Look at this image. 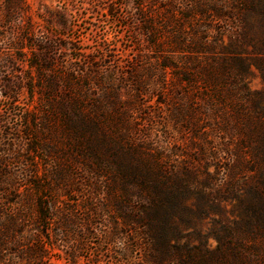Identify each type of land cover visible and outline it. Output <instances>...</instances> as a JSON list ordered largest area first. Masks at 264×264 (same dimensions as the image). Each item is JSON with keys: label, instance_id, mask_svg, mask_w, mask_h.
Segmentation results:
<instances>
[{"label": "trees", "instance_id": "1", "mask_svg": "<svg viewBox=\"0 0 264 264\" xmlns=\"http://www.w3.org/2000/svg\"><path fill=\"white\" fill-rule=\"evenodd\" d=\"M160 1L166 5L156 12L151 7L160 2L138 5V15L149 50L158 54L156 60L161 64L155 75L162 97L158 104L164 109L162 120L186 135L189 154L169 164L172 160L154 152L145 138L131 144L122 134L128 130L125 117L108 125L105 108L83 97V86L89 80L85 72L77 74L74 84L52 64L43 65L44 58L30 64L28 76L40 83L44 108L40 112L53 117L57 133L68 141L81 139L89 153L99 155L95 159H102L85 167L92 173L104 169L106 192L122 209L126 248L133 245L151 264H264V35L254 34L264 30V19L251 20L255 14L264 16V3ZM224 34L226 47L221 43ZM38 43H44L43 39ZM28 50L34 49L30 45ZM251 69L261 78L259 90L248 87ZM7 88L5 99L17 95L14 82ZM46 93L54 99H46ZM111 109L118 113L117 102L111 103ZM32 111L40 113L36 109L28 112ZM20 119L26 121L28 141H32L31 124L42 121L24 114ZM7 123V118H0V127ZM108 129L115 141L122 142L115 149L118 154L110 153L113 162L105 161L109 155L102 149L90 148L96 143L102 147L100 134ZM36 134L34 139L39 140ZM91 137L96 141L91 142ZM37 150L35 146L30 153ZM59 172L60 180L69 182L66 172ZM37 203L43 215L41 209L47 204H41V198ZM224 204L230 205L228 211ZM212 214L217 218H210ZM208 218L207 235L216 242L213 249L184 234L191 229L199 236L197 228Z\"/></svg>", "mask_w": 264, "mask_h": 264}, {"label": "rangeland", "instance_id": "2", "mask_svg": "<svg viewBox=\"0 0 264 264\" xmlns=\"http://www.w3.org/2000/svg\"><path fill=\"white\" fill-rule=\"evenodd\" d=\"M153 3H157L151 7L155 12L166 5L160 0H0V118L8 122L0 127V264H151L142 251L124 246L127 229L122 209L106 192L104 169L92 173L85 167L102 159H95L99 155L89 153L81 139L68 141L57 133L53 117L40 112L44 109L40 83L28 76L30 64L43 58L47 60L43 65L52 64L74 84L77 74L85 72L89 80L82 95L105 108L104 122L110 125L125 117L128 130L122 134L131 144L145 138L154 152L172 160L169 164L182 160L189 154L187 137L179 127L162 120L155 75L161 64L158 54L149 50L138 15V5ZM255 19L264 16H251ZM232 22L235 28L237 22ZM254 34L264 35V30ZM227 38L222 36L223 47ZM39 39L44 43L39 45ZM246 81L250 90L262 87L255 69ZM12 82L17 95L5 99L7 84ZM51 95L46 93L45 98L54 99ZM113 102L119 105L117 114L112 112ZM32 109L40 113L28 112ZM23 114L47 127L32 123V141H28L26 121L20 119ZM36 133L39 140L34 139ZM111 133L108 129L100 134L102 147L90 144L109 155L106 162H113L110 153L115 156V149L122 147L121 139L115 141ZM35 146L38 150L31 154ZM60 169L69 182L60 180ZM39 198L47 204L41 209L43 215L36 206ZM223 206L230 209L229 204ZM210 225L209 218L205 219L197 228L199 236L191 229L184 234L213 249L216 242L207 235Z\"/></svg>", "mask_w": 264, "mask_h": 264}]
</instances>
